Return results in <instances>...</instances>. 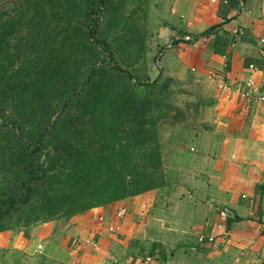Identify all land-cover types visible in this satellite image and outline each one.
<instances>
[{"label":"trees","instance_id":"trees-1","mask_svg":"<svg viewBox=\"0 0 264 264\" xmlns=\"http://www.w3.org/2000/svg\"><path fill=\"white\" fill-rule=\"evenodd\" d=\"M125 2L0 0V207L24 222L161 184L158 99H137L126 70L98 61L102 23Z\"/></svg>","mask_w":264,"mask_h":264},{"label":"crops","instance_id":"crops-1","mask_svg":"<svg viewBox=\"0 0 264 264\" xmlns=\"http://www.w3.org/2000/svg\"><path fill=\"white\" fill-rule=\"evenodd\" d=\"M165 12L159 41L170 48L162 65L178 74L189 67L213 93L207 127L193 136L190 176L185 173L175 192L150 189L45 222L44 233L57 237L55 252L74 255L79 264H144L145 255L153 257L147 264H264V99L243 98L236 89L248 90L251 79L255 96L264 97V0H167ZM220 82L229 89H219ZM121 207L124 215L115 216ZM109 224L118 230L108 232ZM144 230L213 240L155 241L148 252ZM18 242L10 230L0 231V249L22 247ZM88 242L93 251L85 261Z\"/></svg>","mask_w":264,"mask_h":264},{"label":"rangeland","instance_id":"rangeland-1","mask_svg":"<svg viewBox=\"0 0 264 264\" xmlns=\"http://www.w3.org/2000/svg\"><path fill=\"white\" fill-rule=\"evenodd\" d=\"M166 8L167 0H126L124 6L117 9L122 15L105 16L109 21L102 23V36L109 43V49H99L98 61L102 60L107 66L117 63L126 70L137 99L153 96L158 99L162 112L159 116L153 114V119L161 184L156 189L165 187L171 193L175 192V186L180 185L179 181L185 173L190 176L187 171L191 170L192 165L189 155L193 153L190 149L193 136L207 127V116L214 105L213 93L202 87V79H198L189 67L178 74L174 69H165L162 65L170 48L161 46L159 41L160 28L166 21ZM139 162L143 164L146 160ZM21 215L17 205L10 209L0 207V231L10 230L17 235L18 243L23 244L22 247L0 249V264H79L76 256L66 258L65 253L55 252L51 247H55L53 244L57 237L47 236L44 233L46 230H43L45 222L62 221L67 219L65 216L24 222ZM47 231L53 232V228ZM141 234L144 235V247L148 252L155 241L174 246L196 239L195 232L144 230ZM37 245H41V248L37 249ZM161 245L166 253L169 252L170 246ZM91 247L88 242L84 248L85 261L91 257Z\"/></svg>","mask_w":264,"mask_h":264},{"label":"built area","instance_id":"built-area-1","mask_svg":"<svg viewBox=\"0 0 264 264\" xmlns=\"http://www.w3.org/2000/svg\"><path fill=\"white\" fill-rule=\"evenodd\" d=\"M210 1H215V0H210ZM222 1L225 2L226 0H222ZM262 23L264 25V18L262 19ZM183 40L184 41H190L191 38L188 37V36H185V37H183ZM260 41H262V39H260ZM167 46L170 47V44H167ZM248 68L253 69L252 65H250V64L248 65ZM245 85L247 87H249L248 90L241 89V88L238 87V85H236V89L239 90L238 91L239 96H241L243 98L248 97L249 99L250 98H252V99L256 98L258 100H263L264 99L263 96H255L256 95V93H255L256 88L254 87V83H253V81L251 79L246 80L245 81ZM217 87L219 89L223 90V91H226V90L229 89L228 85L223 83V82H220L217 85ZM124 213H125V209L121 207V208L117 209V211L115 212V216L122 217L124 215ZM218 216L222 220H224V219L227 218L228 215H227L226 210H220L219 213H218ZM98 219L102 220L101 217H99ZM106 230L108 232L113 233V232L118 230V227L109 224V225H107ZM212 240H213V236L212 235H201L200 234V235H197V237H196V241L198 243H205V242L206 243H211ZM40 248H41V245H37V249H40ZM151 261H153V257L151 255H145V256L141 257V262L144 263V264L150 263Z\"/></svg>","mask_w":264,"mask_h":264}]
</instances>
